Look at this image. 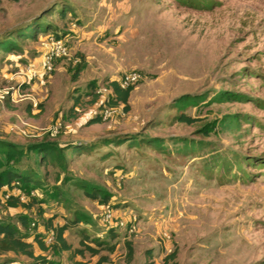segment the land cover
Wrapping results in <instances>:
<instances>
[{
	"label": "rangeland",
	"instance_id": "obj_1",
	"mask_svg": "<svg viewBox=\"0 0 264 264\" xmlns=\"http://www.w3.org/2000/svg\"><path fill=\"white\" fill-rule=\"evenodd\" d=\"M51 37L67 55L13 92ZM0 43V138L55 141L68 170L23 150L17 167L39 171L28 192L59 196L42 208L3 201L0 219L27 215L33 233L54 217L74 247L79 228L113 235V253H65V264H144L148 253L155 264H264V0H0ZM128 74L129 110L109 108V83Z\"/></svg>",
	"mask_w": 264,
	"mask_h": 264
},
{
	"label": "trees",
	"instance_id": "obj_2",
	"mask_svg": "<svg viewBox=\"0 0 264 264\" xmlns=\"http://www.w3.org/2000/svg\"><path fill=\"white\" fill-rule=\"evenodd\" d=\"M47 25H34L31 27L30 31L26 32L22 36L27 38H37L39 32H45L47 30ZM8 45L0 43V49H7ZM109 89L111 90V99L108 101L109 108H116L120 105L123 106L125 112L129 110V97L132 91V86L127 88H122L119 81L113 80L109 83ZM96 101V97L94 98ZM79 100L73 103L72 107L68 110L69 118H74L78 114ZM101 115V114H100ZM181 122L190 123L192 120L186 116L181 115L179 117ZM101 121L100 116H96L88 122L89 125L99 123ZM69 143H66L65 147L67 148ZM65 149V148H64ZM60 144H57L55 141L49 140H34L29 142L26 145L18 144V142H13L8 139L0 138V204L3 201L7 202L9 207H15L21 203L26 208H31L34 204H37L39 208H42L45 198H54L59 195L54 191H47L46 194H43V198L37 196L34 192H28L29 188H33L34 185L38 182L39 171L29 169L28 167H17L19 163V157L22 155L23 150L25 152H32L34 157L41 156L45 161L47 167L55 164L61 168V171L67 173V157L65 151ZM69 150L75 151L76 154H79L80 151L75 146L70 145ZM223 166V164H222ZM15 185L18 186V189L26 191L28 193H23L22 196L14 194L13 189ZM55 186V185H54ZM10 189V191H9ZM17 189V190H18ZM83 192L86 197L97 200V195L86 189L84 187ZM44 200V201H43ZM105 202V199L102 200ZM39 210V214L42 212ZM30 217L27 215H18L17 219L13 220L11 218L0 219V256L5 253H13L14 255H22L31 260L32 264H61L57 260L51 259L47 256H35L33 251V244H36L37 247L44 252L49 253L52 256H57L59 253L65 251L74 256H89L99 255L102 250H106L109 253H113L115 250V244L109 243L108 240L113 239V235L106 237L104 240L99 236H90L86 230L79 228L75 234L78 235V245L76 247L69 241L64 238L65 232H67L69 225L68 223L55 226L53 224L54 217L47 218L44 227L41 228L37 225L35 226V221L31 223V226L35 227L36 231L31 233L29 232L30 228ZM72 223H77L79 225L81 220L75 218ZM52 233L53 241L47 243V237ZM32 238V241L29 242L28 239ZM127 251L129 254L132 253L130 245L127 246ZM148 259L144 264H155L148 253ZM174 255H167L162 264H168L169 260L173 258ZM108 261L106 255H101L96 263L102 264Z\"/></svg>",
	"mask_w": 264,
	"mask_h": 264
},
{
	"label": "built area",
	"instance_id": "obj_3",
	"mask_svg": "<svg viewBox=\"0 0 264 264\" xmlns=\"http://www.w3.org/2000/svg\"><path fill=\"white\" fill-rule=\"evenodd\" d=\"M43 47L44 49L40 55L37 66H30L26 71L21 72V78L19 79V82L13 92L19 91L21 86L30 82L34 78L51 74L54 69L55 60L66 56L68 52L66 43L61 38L57 39L51 37L48 42L43 44ZM136 78L137 77L135 74H128L125 75L119 83L122 88H127L136 80ZM13 92L4 91V94L5 96L8 95V97H10L12 96ZM1 99H5L4 95L1 96ZM58 126V124H55L53 130L56 131ZM110 218V212L106 211L104 213L103 220L108 222L110 221ZM46 241L47 243H51L53 241L52 233L47 237Z\"/></svg>",
	"mask_w": 264,
	"mask_h": 264
},
{
	"label": "crops",
	"instance_id": "obj_4",
	"mask_svg": "<svg viewBox=\"0 0 264 264\" xmlns=\"http://www.w3.org/2000/svg\"><path fill=\"white\" fill-rule=\"evenodd\" d=\"M44 49V47H40L39 48V51H42ZM88 232V231H87ZM89 233V232H88ZM93 237L94 236H101L100 234H96V235H92ZM64 238L66 239L67 238V232H65V234H64ZM67 240V239H66ZM28 241L29 242H31L32 241V238L30 237L29 239H28ZM68 241V240H67ZM33 251H34V255L35 256H38V255H41V256H47V257H49V258H51V259H54V260H57L56 258L58 257V256H60V258H61V264H65V262L64 261H66V262H71V260L68 258H66V257H64L65 255V253H69V252H65V251H63V252H61V253H59V255H57V256H52V255H50L49 253H47V252H44V251H41L38 247H37V245L36 244H33ZM77 257L78 256H74V258H73V260L74 261H77ZM22 260V261H21ZM58 261V260H57ZM25 263H27V264H32L31 263V260L30 259H28L27 257H25V256H22V255H14L13 253H10V252H8V253H5V254H3V255H1L0 256V264H25Z\"/></svg>",
	"mask_w": 264,
	"mask_h": 264
}]
</instances>
